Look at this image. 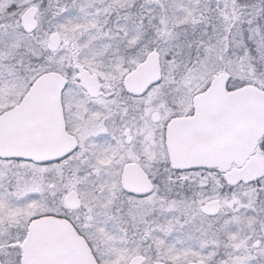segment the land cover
Here are the masks:
<instances>
[{"label": "rangeland", "instance_id": "obj_1", "mask_svg": "<svg viewBox=\"0 0 264 264\" xmlns=\"http://www.w3.org/2000/svg\"><path fill=\"white\" fill-rule=\"evenodd\" d=\"M31 4L39 8L38 27L25 33L19 19ZM52 31L60 41L58 49L49 52L46 45ZM253 48L264 58V0H0V111L16 103L30 82L49 69L68 79L62 92L67 115L83 92L78 84L80 74L101 81L117 78L104 88H115L119 82L117 88H121L115 92L119 94L124 76L155 51L160 75L142 96L149 104L145 103L130 124L139 144L115 140L117 155L108 135L88 144V136L106 131L104 122L93 118L81 129L80 146L57 166L0 160V182L5 175L11 187L7 196L0 194V235L14 230L20 234L17 239L23 237L32 220L51 210L41 202L28 206L20 199L33 191L42 174L44 201L54 193L48 192L50 182L59 192V205L67 191L77 193L81 206L75 220L86 230L85 236L93 238L90 248L105 254L102 264L109 260L128 264L135 254L146 256L144 264H188L197 259L208 264H264V226L243 225L237 219L245 203H238L227 215L225 205L209 223L199 214V206L187 203L179 193L177 180L186 174L171 169L161 128L173 116L189 114L193 95L205 89L217 73L225 72L233 83L249 82ZM261 64L264 66V60ZM113 96L106 102L102 97L96 99L107 118L121 106ZM153 110L163 124L158 125L161 120L153 124ZM118 130H111L114 138ZM129 160L141 162L157 180L156 192L137 197L120 189V169ZM257 176L252 173L249 178ZM260 177L264 179V174ZM249 178L240 182L249 183ZM224 179V183L233 180ZM164 183L171 188L160 195ZM238 188H234L236 194H240ZM249 189L263 191L264 181ZM162 214L168 216L166 224L159 221ZM212 223L218 226L210 228ZM228 223H234L236 230H230ZM230 231L235 234L228 235ZM253 231L255 236H251ZM259 237L261 245L254 247L252 243ZM18 247L0 244L2 264H20V257L13 256Z\"/></svg>", "mask_w": 264, "mask_h": 264}, {"label": "water", "instance_id": "obj_2", "mask_svg": "<svg viewBox=\"0 0 264 264\" xmlns=\"http://www.w3.org/2000/svg\"><path fill=\"white\" fill-rule=\"evenodd\" d=\"M35 13L33 5L22 12L20 26L23 31L31 32L36 28ZM58 45L59 37L52 32L47 48L55 51ZM158 77L157 54L152 51L135 71L125 76L124 84L131 91H140ZM226 81L224 72L215 75L204 91L193 96L194 113L168 123L165 143L172 167L208 166L222 171L233 162L237 175L238 167L254 152L264 134V90L246 84L226 91ZM65 82L58 71L43 72L34 79L17 105L0 113V158L45 162L64 157L75 149L77 140L65 131L61 106ZM80 84L91 95L96 94L99 87L95 79L81 78ZM152 118L157 120L158 114L154 113ZM254 164L257 171L262 170L264 157L254 156ZM119 182L125 192L138 196L153 190L146 172L134 161L122 167ZM80 203L75 191L64 196V205L68 208H77ZM202 211L215 214L217 201L207 202ZM63 237L73 242H54ZM28 238L31 242L24 244L23 264H68L74 257L75 264H89L71 234L49 219L32 222ZM37 239L45 242H37ZM143 259L140 254L134 255L128 264H139Z\"/></svg>", "mask_w": 264, "mask_h": 264}, {"label": "flooded vegetation", "instance_id": "obj_3", "mask_svg": "<svg viewBox=\"0 0 264 264\" xmlns=\"http://www.w3.org/2000/svg\"><path fill=\"white\" fill-rule=\"evenodd\" d=\"M38 11H39V8L37 7V12ZM81 77H82V74H80L78 77V84H79L80 90L83 92L82 93L79 92L80 94L79 99H77L76 101H73V103L71 104V110L69 111L68 115L64 108L62 94H61V106H62L63 118H64V123H65V131L69 135H72L77 139L76 149L80 146V142H81L80 132H81L82 127L84 126V124L88 123L89 119H93V118L95 119L99 118L102 122H104V125L106 126V131H103L96 135L88 136L86 139L88 144H89V141L93 138H96L102 135H108L112 141L111 146L114 147L115 149V153H116L115 155H117L119 152L118 150L119 148L116 146L115 140L117 142L121 140L122 143L124 144H131V142L132 144H137V143L139 144L138 140L135 137H133V134L131 133L132 128L130 127V124L136 118H138L139 115L137 114L139 112H142V107L145 105V103L149 104V101L145 102L142 96H144L147 90L149 91L150 86H152L154 82L148 83L141 91H131L125 87L124 78H123L122 85H121L123 89L122 91H120L119 94H116L115 92L118 93V89L121 88V87L117 88V86H120L119 82L116 85H114L115 88L107 89V88H104V86H105V83L107 85L115 83L117 81V78H108L106 80H103L105 81L103 82L92 75L83 76L86 79L95 78L99 82V87L97 89L96 94L91 95L85 90V88L81 86L80 84ZM68 85H69L68 79L66 78V83H65V86L62 92L64 91V89L67 88ZM103 90H106L105 93L103 92ZM109 90L111 91L109 93H106ZM109 96L115 97L116 101H118L119 99L121 106H119V109L113 112V117L111 116L107 118V116L105 115L106 112H104V110L101 109V106L98 104L96 99L102 97L104 99V102H106ZM20 99L16 103L12 104L11 106L3 109L2 111L13 107L20 101ZM153 106H154V103H153ZM123 111H125V113L122 114ZM154 113L158 114L157 120H153L152 118ZM192 113H193V108H192V111L187 115H175L172 118L180 117V116H188V115H191ZM172 118H170L167 121V123L164 124L163 127H161L164 132V145H165L166 128ZM150 119L154 124L156 122H160L161 117L159 116V113L157 111L153 110L152 113L150 114ZM163 122L164 121L162 119L161 122L158 123V125L163 124ZM118 127H119L118 134L114 138V136H112L111 134V130L117 129ZM263 149H264V146H263ZM257 150H259V152L262 154L258 153ZM73 153H70L69 155H66L63 158L48 160L45 162H33V161H28V160L1 159V158L0 160L3 162L11 161L12 163L13 162H25V163L34 165L36 167H52V166H57L59 163H62L63 161L68 159ZM263 154H264V150H262V148L259 146V143H258L257 148L255 149L253 154L249 155L244 160V162L241 164L240 171L237 175L234 174L237 168H236L235 163L233 162L230 164L229 168L223 171L217 168L208 167V166H193V167H184V168H178V169L171 168V169L177 172L178 174L179 172L186 174L185 177L183 178L177 177L178 178L177 181L178 182L180 181L179 193L183 195L187 203L191 202L193 203L192 205L199 206V209H198L200 211L199 214L201 213L202 218L204 217L205 219H208L209 223H210V220L215 219L221 213L225 205H227L228 211L225 212L227 215V214L232 213L235 210V206H238V203H245L244 205L245 207L244 206L241 207L240 210L238 211L239 217H237V219L239 220L240 224H243V225L245 224L248 226H251V225L258 226L259 224H261V226H264V190L261 191V190L249 189V187H253V186L255 187L258 184H260L262 180L264 181L263 177L262 178L260 177L262 176V174H264V168L261 171H257L255 168V164H254V156L264 157ZM130 161L139 163V165L145 170L147 177L153 184L154 189L151 192V194L153 192H156L157 191L156 190L157 180L153 176H151V174H149V171L146 170V168L143 166L141 162L135 161V160L126 161L122 164L121 169L126 163ZM121 169H120V172H121ZM252 173H258V176L255 180H252L254 178H249V176L252 177ZM26 175L27 174L25 173V176ZM247 176L249 178L248 180L250 181L249 183H247L248 181L245 183L240 182V180H242L243 177H247ZM224 178H232L233 180L231 181V183L230 182L224 183L225 181ZM43 180H44L43 175L42 174L38 175V178L35 181V186H34L35 188L33 189V191L29 193H25L23 196L20 197V199H23L25 200V202H28L27 203L28 206L36 205L38 203L39 205H42L41 203H43L44 204L43 206L45 207L47 206L51 210L48 211V213H46L41 218L32 220L27 225L26 230H25L26 232L23 237H19L17 239L16 237L19 236L20 234L14 230H11L12 233L5 232L1 234L0 244H3V245L17 244V247L19 245L18 248L14 249L17 252H14L13 256H15L16 258L20 257V264H23L22 255L24 251V248H23L24 244H27V242L30 244L31 242V240L28 238L29 227L31 223L34 221L49 219L53 223L61 225L64 229H66L69 232V234H71V236L77 242L81 250H83V253L89 264H92L90 258L94 259L95 264H102V261L105 259V254H101V253L98 254L93 247L90 248V246H92L93 244V238L85 236V235H88L87 232H85L86 230H83L82 227H79L77 225V221L75 220V216H76L75 213L80 207L75 208V209L66 207L64 205V197L62 199V205L61 204L59 205V202H58L59 192L57 191V189H55L52 182L48 183V192H54V193L52 194V197L48 201H44L43 200V196H44V189H43L44 181ZM236 180H238L237 182L238 186H236ZM220 182L223 184L221 188H220ZM177 186L178 185H173L172 187H177ZM237 187L240 188V194H236V190L234 188H237ZM241 187H245V188L247 187V188L244 190H241L243 189ZM57 188L59 187L57 186ZM170 188L171 186L168 187L164 183L163 188L158 190V193L160 195L163 192L167 193V190H170ZM9 189H11L10 183L8 182V180L6 179V176L4 175V179L2 180V182H0V194L4 193L5 196H7V192L9 191ZM201 198H207V200L203 201ZM210 201H217V212L215 214H208V213L206 214L205 212L202 211V207L207 202H210ZM45 202L47 204H45ZM259 204L261 205L260 207H259ZM59 211H61V213H59ZM159 221L166 224L168 222V216L167 215L165 216L162 214ZM211 226L212 227L210 228L217 227L218 223H212ZM227 227H229L230 230L231 229L236 230L237 228V226L234 225V223H228ZM234 234L235 233H231L230 231V234L228 235L233 236ZM255 234H256L255 232L254 233L251 232V236H255ZM94 240H96V238ZM107 240L108 239H103V241H107ZM36 241L41 242V243L45 242L43 239H41L40 241L39 239H37ZM56 241L58 242L63 241L69 244L71 240L67 239L66 237H63L62 239L54 240V242ZM252 245L254 247H259L261 245L260 237L256 239L255 241H253ZM84 246L86 247V250ZM67 249L68 251L71 252V247H68ZM211 249L212 247L208 248V250H211ZM87 250H89L91 254H88ZM74 251H75V248H74ZM74 251L72 250L73 254H74ZM18 252H19V255H18ZM141 255L144 257V259L139 264H144L146 260V256L143 254ZM108 262L109 264L119 263V262L111 261V260H109ZM155 262H161V261H154L150 264H153ZM195 262H202L204 264H208V263L203 262L202 259H197ZM68 264H75V257L73 258V260L71 259ZM188 264H191V262H189Z\"/></svg>", "mask_w": 264, "mask_h": 264}, {"label": "trees", "instance_id": "obj_4", "mask_svg": "<svg viewBox=\"0 0 264 264\" xmlns=\"http://www.w3.org/2000/svg\"><path fill=\"white\" fill-rule=\"evenodd\" d=\"M47 54V53H46ZM264 58L263 55L261 53H259L258 49H252V74L249 78V82H244V80L241 79L240 82L237 83H233L232 82V78H228V81L226 83V88L227 90H231L234 88H237L241 85L244 84H254L258 87H260L261 89L264 90V66L261 64L263 62ZM224 61H222L223 63ZM43 64L45 65V63L43 62ZM244 75H247V73H244ZM259 146L263 149L264 146V137L262 138V140L259 143Z\"/></svg>", "mask_w": 264, "mask_h": 264}]
</instances>
